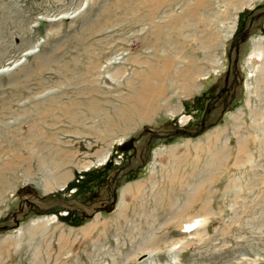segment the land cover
<instances>
[{
	"label": "rangeland",
	"instance_id": "1",
	"mask_svg": "<svg viewBox=\"0 0 264 264\" xmlns=\"http://www.w3.org/2000/svg\"><path fill=\"white\" fill-rule=\"evenodd\" d=\"M15 220L0 264H264V0H0Z\"/></svg>",
	"mask_w": 264,
	"mask_h": 264
},
{
	"label": "flooded vegetation",
	"instance_id": "2",
	"mask_svg": "<svg viewBox=\"0 0 264 264\" xmlns=\"http://www.w3.org/2000/svg\"><path fill=\"white\" fill-rule=\"evenodd\" d=\"M254 23V20H252L251 21V23H250V26H249V28L248 29H246V30H243L242 32H240V33H242V35H241V37L240 38H238V36H237V40H233L232 42H231V48H230V51H229V56H228V60H231V57H232V53H233V51H235L236 52V54L238 53V49H239V47L241 46V44H243V43H245L247 40H248V38H249V29L252 27V24ZM238 50V51H237ZM237 63V61L235 60V64ZM231 65H228L227 66V68H226V71H225V77H224V86H225V88L223 89V90H221V94L223 93V94H225V93H227V91L229 90V88H230V86L229 85H231V87H233L234 86V83L235 82H233L232 84L230 83V76H231ZM231 89V88H230ZM219 99V96L216 98V101ZM136 142V140L134 141V143ZM134 143H133V145H134ZM136 152H135V150H133V155H131V157L130 158H132L133 156L135 157L136 156V154H135Z\"/></svg>",
	"mask_w": 264,
	"mask_h": 264
},
{
	"label": "water",
	"instance_id": "3",
	"mask_svg": "<svg viewBox=\"0 0 264 264\" xmlns=\"http://www.w3.org/2000/svg\"><path fill=\"white\" fill-rule=\"evenodd\" d=\"M176 134H186V135H190L187 131H184V130H180V131L176 132ZM196 135L197 134H194V136H196ZM134 141H135L134 139H131L127 143L123 144L122 145V150L123 151H127L129 149L130 150L131 149H134L133 148L134 147V145H133ZM115 202H116V193H114V200L110 204H108V205L100 208L99 210H97V212H101V211L111 212L113 210V208H114ZM18 226H19V222L17 220H15V226L14 227L4 226V227H1L0 230L9 231V230H11L13 228H17Z\"/></svg>",
	"mask_w": 264,
	"mask_h": 264
},
{
	"label": "bare ground",
	"instance_id": "4",
	"mask_svg": "<svg viewBox=\"0 0 264 264\" xmlns=\"http://www.w3.org/2000/svg\"><path fill=\"white\" fill-rule=\"evenodd\" d=\"M43 112V111H42Z\"/></svg>",
	"mask_w": 264,
	"mask_h": 264
}]
</instances>
